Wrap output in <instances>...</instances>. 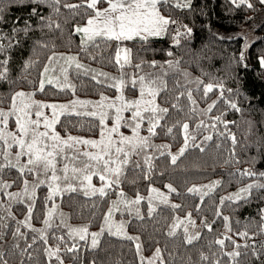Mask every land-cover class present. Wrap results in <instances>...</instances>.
<instances>
[{
    "label": "trees",
    "instance_id": "16d2710c",
    "mask_svg": "<svg viewBox=\"0 0 264 264\" xmlns=\"http://www.w3.org/2000/svg\"><path fill=\"white\" fill-rule=\"evenodd\" d=\"M67 2L79 3L80 0H67ZM250 2L254 6L253 9L243 6L236 8L229 0H192L191 10L172 7L170 11H165L161 8L165 16L171 15L178 21V25L170 26L169 31L172 35L175 34L174 28L186 24L193 29L191 36H182L179 46L174 44L171 36L153 39L144 48L138 42H126V45L132 48L133 64L141 60L145 61V64L142 71L126 66L123 73H126L127 69H134L138 74L157 69L169 71L166 76L168 92H162L157 101L163 107L169 108L166 126H172L177 122L188 123L189 131L195 134L197 144L207 135L213 137L211 141L201 145L203 151L190 144L175 165L171 164L170 157L167 155L156 159L151 182L143 179L139 170H130L127 173L126 182L120 186L128 196H134L137 193L147 194L151 186L163 188L171 184L177 189V193H171V196L181 205V208L159 207L151 217L145 214L143 220L133 218L128 223L129 231L140 237L143 255H152L156 248H160L165 264H210L200 260L201 253L208 255L211 259L219 257L221 264H229V258L223 256L219 245L214 243L223 234L232 236V239L241 245L246 242L251 245L254 240L256 251L261 253L257 259L252 255L251 249L241 248V256L237 258V264H264V247H262L264 232H261L264 221H261L260 216V209H264V199L258 198L264 193L254 192L253 197L247 201L224 203L221 211L224 216L230 217L231 232L226 231L223 219L215 215L221 197L231 191H238L254 179H261L239 176L236 174L238 170L251 169L257 173L264 172V66L259 62L260 58L264 57V5H261L259 0H250ZM33 7L27 3L20 4L19 0L4 6L5 20L0 23V35L5 36L6 39L0 40V43L6 46V53L0 54V60L8 59L9 71L8 80L0 81V107H8L10 96L14 91L19 90L33 91L37 97L55 102L71 100L74 97L92 99H99L101 96L115 97L118 92L114 87L97 83L91 77L77 72L71 73L74 92L67 88L60 90L48 84L45 85L44 92L36 91L41 78L40 72L47 62V57L53 52L73 53L86 64L98 66L120 76L122 72L115 63L111 62L115 55V42L111 46L101 42L99 49L89 46L87 53L82 50L81 37L73 29L76 25L86 23L83 14L73 16L68 9L61 7L60 14L56 15L50 8L41 5L39 9L41 15L51 16L54 21L61 24V29L41 30L38 18L30 15ZM25 23L32 28L27 34L19 31L24 28ZM14 29L17 31L14 32ZM180 30L184 31L183 28ZM238 37H244V39ZM9 42L13 45L11 48H7ZM41 43H46L49 47L42 48L39 46ZM245 45L248 46L246 58L241 63L237 61V57ZM169 51L173 53V56L167 55ZM91 56H96V59H91ZM30 60L34 62L33 66L26 68ZM169 60H179L180 70L168 69L166 61ZM151 61H157L163 65V69L148 67ZM183 73L188 75L184 76ZM197 80L203 81L199 89ZM177 81L184 87H179ZM208 83L214 85L223 83L225 88L233 89L232 93L226 91L225 96L236 100L243 111L230 110L221 100L212 113L203 115L201 110L206 109L207 105L216 100L219 95L218 91L214 90L208 94L206 100L202 98L203 86ZM182 91L192 92L197 101L198 110L195 113L189 111L190 101L186 97H181L179 101L184 111L178 112L172 109L173 98ZM125 93L130 98L137 92L133 89H125ZM221 112L225 113V120L236 121L235 125H229L238 141L235 145V158L232 156V142L227 135H217L216 131L207 127L196 128L201 120H204L205 124L213 123L209 117L220 115ZM249 122L253 126L251 133ZM161 123L164 124L165 121ZM96 125L97 120L93 117L70 114L60 117V124L56 125V130L63 136L67 133L96 137L98 136ZM218 130L224 131L223 125H218ZM157 132L159 134L155 139L167 142L173 149L184 143L179 126L173 129L171 135L160 129H157ZM236 160H239V163ZM4 178L12 181L17 179V174L14 170H6ZM214 179H218L220 184L203 198L202 203L199 195L187 191L190 187L203 185ZM20 187L21 185L17 184L12 189ZM47 193L45 186L37 190L38 198L31 220L34 224H41L46 215L43 197ZM116 196V193H112L109 197L95 196L90 199L77 192L64 195L62 200L57 198L56 202L59 210L65 214L63 219L67 223L86 224L91 229H97L103 222L102 217L109 207L110 200ZM93 204L96 205L95 208ZM51 206L52 204L49 203L48 207ZM197 206L199 211H196ZM143 207L144 209L147 207L145 202ZM10 211L15 219L8 216L6 212L0 211V216L4 217L0 220V251L5 254L8 264H21V261L23 264H49L44 252V244L39 239L31 249H28V252L22 251L26 243H31L32 238L37 236L36 234L25 232L21 226V231L28 237L27 242L13 236L18 226L17 221H22L25 217L26 205L12 204ZM187 212H191L192 217L200 222L201 238L192 245L184 242L182 231H178L174 237L167 235L173 218L185 216ZM202 219L212 224L211 232L202 226ZM242 231H248L249 235L253 236V240L246 241L235 235ZM65 233V229L62 228L49 229L48 245L55 246L57 241L53 239V236ZM79 243L84 244V242ZM16 244L20 247L16 248ZM225 245L224 251L233 250L228 241ZM61 248L64 264H93V261L95 264H139L133 242L108 233L100 239V246L95 250L85 246L76 254H68L63 251V245ZM29 253H31V259L28 258ZM214 253L217 255L213 256ZM51 264H57L55 259L51 260Z\"/></svg>",
    "mask_w": 264,
    "mask_h": 264
},
{
    "label": "snow or ice",
    "instance_id": "6c2138e0",
    "mask_svg": "<svg viewBox=\"0 0 264 264\" xmlns=\"http://www.w3.org/2000/svg\"><path fill=\"white\" fill-rule=\"evenodd\" d=\"M15 2L16 0H0V23L5 20V4ZM229 2L236 8L243 6L253 9L254 7L250 0H229ZM19 3H27L34 6L30 15L38 18L41 30L44 28L49 30L61 29V24L54 21L51 16L41 15L39 11L41 5L47 6L56 15L60 14L61 7L68 9L73 16L83 14L86 23L82 26L76 25L73 29L81 37L82 50L87 53L89 46L99 49L101 42L106 46H111L115 42V55L111 62L118 66L122 75L116 78L109 76L107 73H98L105 80L116 81L114 84L109 85V87H114L118 90V95L114 99L101 96V100L98 102L76 99L69 101L67 104H56L35 100V92L14 91L9 98L8 107H0V211L12 216L10 211L12 203H24L27 201L25 218L22 221H17L18 226L15 228L13 236L24 239L27 242L28 237L21 231V226L37 233L38 236L33 237L31 243H26V247L22 251L28 252V249H31L39 239L44 244V252L49 264H51L53 258L58 264H64V259L61 255V245H63V251L68 254H76L85 246L95 250L100 246V239L105 233L132 241L139 258V264H165L160 248H156L151 257L143 256V246L140 237L127 233V224L131 221L121 220L117 222L114 219V215L116 213H128L137 220H143L144 215L139 207L143 201L147 202L149 217L156 211L155 201L166 204L173 209L181 208V205L170 204L169 195L155 187H150L151 195L148 197L137 193L135 198H129L120 186L126 182L127 173L130 170H139L143 179L151 182L155 171L154 161L156 159L167 155L170 157L171 164L175 165L177 160L188 150L190 142L192 147H199L203 151L204 149L201 145L211 141L213 137L212 135H207L197 144L196 136L189 131L188 123L177 122L172 126H166L169 108L163 107L157 101L162 92H168V84L164 79L167 73L127 74L123 73V69L128 66L142 71L145 64L143 60L133 64L132 48L127 47L126 42H138L144 48L153 39L171 36L174 44L179 46L182 36L190 37L193 29L186 24L174 28L173 32L175 34L172 35L169 31L170 26L178 25V21L173 19L171 15L165 16L161 8L165 11H170L172 7L181 10H191L193 8L192 0H80L79 3H68L67 0H19ZM259 3L264 5V0H259ZM104 4L107 6L102 7L101 5ZM181 28L184 29L183 32H181ZM31 30V26L25 23L24 28L19 31L27 34ZM13 31L17 30L14 29ZM238 38L244 39V37ZM4 39L6 37L0 35V40ZM12 46V43L9 42L7 48ZM39 46L42 48L49 47L46 43H41ZM247 47L245 45L244 49L241 50L237 57L238 62L242 63L245 61ZM5 53L6 46L0 43V54ZM167 55L171 57L173 53L169 51ZM91 59L95 60L96 56H91ZM61 60L65 61V63L59 64ZM259 62L264 66V57H261ZM33 63L30 60L26 68H31ZM54 64L58 65V67H54ZM166 64L168 69L180 70L179 60H169L166 61ZM7 65L8 59L0 60V81L8 80L9 69ZM73 65L76 69H83L85 74L91 71L81 64L76 56L57 55L53 52L52 55L47 57V62L40 72L41 78L38 81L36 91L44 92L45 85L48 84L60 90L67 88L74 92V85L68 80V70ZM148 67L163 69L164 66L157 61H151L148 63ZM57 71L60 73L59 76L55 75ZM183 75L187 76L188 74L183 73ZM125 76H127V79H125ZM61 79H63V83H61ZM92 79L97 83L104 82L97 80L95 75L92 76ZM196 83L199 89V85L203 84V81L197 80ZM177 85L184 87L179 85L178 81ZM125 89L135 90L137 96L135 98L127 97ZM214 90L218 91V98L209 103L206 109L201 110L203 115L212 113L221 100L225 102L230 110L235 112L243 111L236 100L225 96L226 91L232 93L233 89L225 88L223 83L215 85L208 83L204 85L202 98L206 100L208 94ZM236 91L238 92L239 90L237 89ZM181 97H186L190 101V112L195 113L198 110L197 101L191 91L179 92L173 98L172 109L178 112L184 111L179 104ZM76 105L82 107L91 105L94 109L84 113L76 112L75 114L86 115L97 120V139H86L67 133L65 136H61L60 132L56 130V125L60 124V116L72 114L71 109ZM45 110H49L48 114H46ZM126 113L128 115H125ZM224 116V112H221L220 115L210 116L209 119L213 123L205 124V121L201 120L196 125V128L207 127L216 131L217 135H227V138L232 142V156L235 158V145L238 141L236 134L230 130L229 125H235L236 121H227ZM161 121H165V123L162 124ZM109 122L111 123L109 124ZM218 125H223L224 131H219ZM249 125V132L251 133L253 126L251 122H249ZM177 126L181 128L184 139V144L178 153H171L170 145H156L152 142L153 138L159 134L157 129L171 135L173 129ZM122 129H130L131 135H126ZM142 131H146L147 135H142ZM79 146H83L85 150L81 151ZM134 157L139 159H134ZM236 162L239 163V160H236ZM6 170H14L17 174V179L11 182L5 180L4 174ZM236 174L242 177H260L261 179H254L251 183L238 189L237 192L221 197L215 215L223 219L227 232H231L232 229L230 217L224 216L221 211L224 203L226 201L239 203L252 198L254 192L264 193V182H261L264 180V172L257 173L251 169H246L243 171L238 170ZM94 176L101 182L100 187L92 184ZM131 183H135V181H131ZM17 184L22 186L21 190L17 192L10 191ZM219 184V181H214L211 185L193 186L188 188L187 191L191 194L199 195L202 203L203 198L218 187ZM41 186L47 187L49 191L43 197V203L46 208V215L43 219L44 228L36 229L32 227L31 220L38 198L36 192ZM165 187L168 189V194L177 193V189L171 184H167ZM77 192H81L90 199L95 196L101 198L109 197L110 194L116 193L118 198L110 200L98 232H90L87 225L72 227L63 219L65 214L59 210V205L55 203L56 199L62 200L64 195ZM5 198L7 208L4 207ZM258 198L264 199V195ZM49 203L52 204L51 207H48ZM95 207L96 205L93 204V208ZM196 211H199V206H197ZM57 215L61 219L58 224H54V217ZM260 216L261 221H264V209H260ZM12 218L15 219L14 216ZM3 219L4 217L0 216V220ZM201 223L207 231L211 232L213 230L212 224L208 223L206 219H202ZM213 223H215V220H213ZM189 227L196 228V221L192 218L191 212H187L183 219L174 217L167 235L174 237L177 234V230L182 228L184 242L187 245H192L200 240L201 233L199 231L190 232ZM52 228L67 229L64 235L53 236V239L57 241L55 246L48 245V229ZM261 232H264V225L261 226ZM235 235L246 241L253 240V236H250L248 231L237 232ZM226 241L233 247L231 252L224 251ZM79 242H84V244L81 245ZM214 243L219 245L220 253L229 258V264H237V258L241 256V248L251 249L252 255L256 256L257 259L261 255V253L256 251L254 240L251 245L247 242L241 245L233 240L232 236L223 234ZM15 247L19 248L20 245L16 244ZM216 255L215 253L213 254V256ZM28 258H32L31 253L28 254ZM200 260L210 262V264H221L219 257L211 259L204 253L200 254ZM0 264H8L2 251H0ZM21 264H23V261H21ZM93 264H95L94 261Z\"/></svg>",
    "mask_w": 264,
    "mask_h": 264
},
{
    "label": "rangeland",
    "instance_id": "374dc122",
    "mask_svg": "<svg viewBox=\"0 0 264 264\" xmlns=\"http://www.w3.org/2000/svg\"><path fill=\"white\" fill-rule=\"evenodd\" d=\"M81 26H82V25H81ZM247 43H249V42L247 41ZM126 46H127V45H126ZM127 47H128V46H127ZM56 54H57V55H64V56H76V57L78 58V56H77L76 54H73V53L60 52V53H56ZM78 60H79V62H80L81 64H83L86 68L90 69L91 71H89L87 74H85V72H84L83 69H76V68L74 67V65H73V67H71V68L68 70V80H69V82H70L72 85H74L73 80H72V75H71L72 72L82 73V74H85V75H87V76H89V77H91V78H92L93 75H95V76L97 77V80L104 81L102 84H105V85H108V86H109L110 84H114L116 81H113V80H105V78H104L103 76H99L98 73L103 72V73H107V74H109V76H111V77H116V78H119V77H120V75H116L115 73H113V72H111V71L104 70V69H102V68H100V67H98V66H95V65H92V64H86V63L82 62L79 58H78ZM64 63H65V61H63V60L59 61V64H64ZM53 66H54V67H58V65H56V64H54ZM161 72H165V73H167V75L169 74V71H168L167 69H165V70H160V71H159V69H157V70H151V71H149V72L141 73V74H139V75H145V74H147V73H157V74H159V73H161ZM126 73H127V74H133V73H136V71H135L134 69H127V70H126ZM137 74H138V73H137ZM50 75H51V73H50ZM55 75L59 76V75H60L59 71H57V73H56ZM121 75H122V74H121ZM167 75L164 76V79H165V80H166V76H167ZM125 79H127V76H125ZM61 83H63V79H61ZM115 89H116V88H115ZM116 90H117V89H116ZM19 91L33 92V91H26V90H19ZM117 92H118V90H117ZM117 95H118V94H117ZM117 95H116V96H117ZM125 95H126V93H125ZM116 96H115V97H116ZM136 96H137V93H136V95H133V96L130 97V98H135ZM107 97H108V96H107ZM115 97H110V98H113V99H114ZM34 99L37 100V101H43V102H47V103H56V104H67V103H69V101L76 100V99H79V100H81V101H93V102H98V101L101 100V98H99V99H92V98H84V97H74V98L71 99V100L55 102V101H49V100L42 99V98H40V97H37L36 95L34 96ZM4 108H7V107H4ZM92 110H94V109L92 108L91 105H89V106H83V107L80 106V105H76L73 109H71V112H72V114H75L76 112L84 113V112H88V111H92ZM45 111H46V114H48L49 110H45ZM75 115H76V114H75ZM125 115H128V114L126 113ZM85 116H86V115H85ZM60 117H61V116H60ZM110 123H111V122H109V124H110ZM145 127H146V125H145ZM122 131H124L126 135H131V131H130V129H122ZM142 135H147V132H146V131H142ZM61 136H63V135H61ZM72 136H77V135H72ZM78 137H83V136H78ZM83 138H86V139H87V138L97 139L98 136H96V137H83ZM152 142H153L154 144H156V145H162V144H167V145H168L167 142H161V141H158V140L155 139V137L153 138V141H152ZM183 144H184V143H183ZM183 144H182L181 146H179L178 148H176V149H173V148L170 147V151H171V153H173V154L178 153L179 149L183 146ZM190 144H191V142L189 143V146H190ZM79 147H81V151L85 150V149L83 148V146H79ZM157 155H158V153H157ZM134 159H139V158H138V157H134ZM4 179H5V178H4ZM29 179H31V177H29ZM5 180H7V179H5ZM8 181L11 182L10 180H8ZM214 181H219V180H218V179H214V180H212L211 182H208V183L203 184V185H211ZM92 184L95 185L96 187H100V186H101V182H100L99 179H98L97 177H95V176L92 178ZM200 186H202V185H196V187H200ZM21 187H22V186H21ZM21 187H20V188H17V189H12V188H11L10 191H12V192L20 191V190H21ZM151 187H155V188L159 189L161 192H163V193L169 195V203H170V204H178V202L172 198L171 194H168V189H167L166 187H163V188L158 187V186H151ZM37 190H38V189H37ZM47 190H48V189H47ZM48 191H49V190H48ZM206 191H207V190H206ZM235 192H237V190H235V191H231V192L227 193L226 196H228V195H230V194H232V193H235ZM79 193H81V192H79ZM36 194H37V192H36ZM140 195H141V196H144V197H148L149 195H151V193H150V191H148L147 194H140ZM127 196H128V195H127ZM135 196H136V195H134V196H128V197H129V198H135ZM117 198H118V197L116 196L113 200H115V199H117ZM144 202H145V204L147 205V202H146V201H143V202L141 203V205L139 206V207H140V210H141V212H142L143 215L148 214V205H147V207H145V209H144V207H143ZM55 203L57 204L56 201H55ZM12 204H15V202H13ZM23 204H25V205L27 206V201H25ZM154 204H155L156 210H157L159 207H169L168 205H166V204H161V203H159L158 201H155ZM4 207L7 208V201H6V198H5V204H4ZM169 208H171V207H169ZM25 215H26V214H25ZM176 217H180L181 219H183L185 216H176ZM24 218H25V217H24ZM44 218H45V217H44ZM133 218H134V217L131 216V215H129L128 213H124V214L116 213V214L114 215V219H115L117 222H119V221H121V220H124V221H130V220L133 219ZM192 218L195 220L194 217H192ZM60 219H61V217H59V215L55 216V217H54V224H58V223L60 222ZM23 220H24V219H23ZM195 221H196V228L193 229V228L189 227L190 232H194V231H199V230H200V228H199V226H200V222L197 221V220H195ZM102 223H103V222H102ZM67 224L70 225V226H72V227H80V226H84V225H86V224H73V223H71V224H70V223H67ZM31 225H32V227H34V228H36V229H42V228H44L43 221H42V223L39 224V225L34 224V223L31 222ZM101 225H102V224H101ZM101 225H100L97 229H91V228L89 227V225H87V226L89 227V231H90V232H98V231L100 230ZM22 227H23V226H22ZM23 228L25 229V232H32V231H30V229L27 228V227H23ZM62 229H64V228H62ZM48 231H49V229H48ZM65 231H67V229H65ZM178 231H182V228H181V229H178L177 232H178ZM32 233H33V234H36V235L38 236L37 233H34V232H32ZM127 233H128L129 235L138 236L137 234L132 233L131 231H129V229H128V224H127ZM152 255H153V254H152ZM152 255H148V256L143 255V256H145V257H151ZM53 259H54V258H53ZM55 261H56V260H55ZM56 262H57V261H56ZM57 264H58V262H57Z\"/></svg>",
    "mask_w": 264,
    "mask_h": 264
}]
</instances>
